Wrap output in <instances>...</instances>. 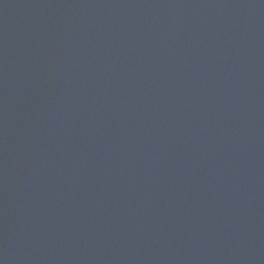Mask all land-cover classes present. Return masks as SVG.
<instances>
[{"label":"water","instance_id":"95a60500","mask_svg":"<svg viewBox=\"0 0 264 264\" xmlns=\"http://www.w3.org/2000/svg\"><path fill=\"white\" fill-rule=\"evenodd\" d=\"M0 264H264V0H0Z\"/></svg>","mask_w":264,"mask_h":264}]
</instances>
